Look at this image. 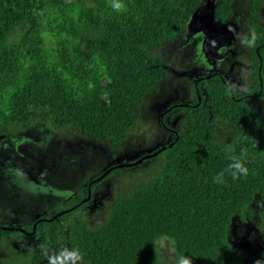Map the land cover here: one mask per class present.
<instances>
[{"label": "trees", "instance_id": "16d2710c", "mask_svg": "<svg viewBox=\"0 0 264 264\" xmlns=\"http://www.w3.org/2000/svg\"><path fill=\"white\" fill-rule=\"evenodd\" d=\"M199 1L115 0L123 5L117 11L113 0H0V136L15 125L44 121L108 140L117 151L139 117L143 96L154 93L165 76L151 52L183 32ZM232 3L218 0L215 22L229 21ZM248 3V34L255 32L257 39L252 47L242 45L252 65L247 91L237 93L214 72L194 83L192 101L171 107L187 113L180 132L161 116L172 138L157 176L122 195L102 226L72 222L68 242L83 254L82 262L161 264L153 246L166 236L192 264H234L227 241L231 219L254 195L264 202V161H246L249 174L239 180L212 181L230 163L229 155L264 154V122L246 105L264 95V26L260 1ZM203 84L209 102L220 104L219 111L252 138L240 141L235 154L215 142L211 110L202 104ZM73 206L59 210L55 219L47 216L13 230L0 227V236L20 230L56 234L60 218L78 210Z\"/></svg>", "mask_w": 264, "mask_h": 264}, {"label": "rangeland", "instance_id": "374dc122", "mask_svg": "<svg viewBox=\"0 0 264 264\" xmlns=\"http://www.w3.org/2000/svg\"><path fill=\"white\" fill-rule=\"evenodd\" d=\"M259 1L264 26V0ZM217 2L200 0L183 32L153 49L151 56L163 64L165 76L154 93L143 96L139 117L117 151L108 140L96 141L77 128H58L44 121L27 127L15 125L0 136V227L18 229L47 216L55 218L61 209L78 208L60 218L61 230L56 234L48 229L38 236L22 230L0 236V264H49L37 245L44 244L49 255L70 249L68 232L75 219L90 227L102 226L122 195L156 177L165 159L164 146L172 138L161 116L180 132L187 113L171 107L193 100L197 80L218 72L237 93L247 91L252 65L237 34H248V0H233V16L224 24L213 18ZM207 86L203 84L202 104L211 110L215 142L235 154L240 141L252 138L219 111L220 104L209 102ZM246 105L264 122V95L248 99ZM244 155L246 161H264V154ZM111 168L116 171L109 173ZM90 182L96 185L87 197ZM263 209L264 202L256 194L232 217L227 241L234 264L264 260ZM153 251L159 263L179 264L170 238L156 239Z\"/></svg>", "mask_w": 264, "mask_h": 264}, {"label": "clouds", "instance_id": "9594fccd", "mask_svg": "<svg viewBox=\"0 0 264 264\" xmlns=\"http://www.w3.org/2000/svg\"><path fill=\"white\" fill-rule=\"evenodd\" d=\"M112 7L120 11L123 8L122 4L115 3L113 0ZM238 38L241 40L242 45L246 47H252L255 45L257 36L255 32H250L249 34H237ZM230 163L228 166L216 173L212 177L213 183L217 185H226L227 179L239 180L241 177H246L249 174V169L247 167V162L243 151L240 155H229L228 157ZM37 247L41 252L49 258V264H81L83 260V254L79 249H69L67 247L62 248L51 255L44 244H39ZM179 264H192L190 258L181 256L179 258ZM254 264H264V260H256Z\"/></svg>", "mask_w": 264, "mask_h": 264}, {"label": "water", "instance_id": "95a60500", "mask_svg": "<svg viewBox=\"0 0 264 264\" xmlns=\"http://www.w3.org/2000/svg\"><path fill=\"white\" fill-rule=\"evenodd\" d=\"M164 148H165V147H164ZM159 151H161V149H159L157 152L153 153L152 155L157 154ZM139 161H140V160H139ZM139 161H137V162H139ZM111 169H112V168H111ZM111 169H110V170H111ZM102 176H103V175H102ZM102 176H101V177H102ZM101 177H99L97 180H99ZM91 184H92V182H90V183H89V186H88V196H87V197H89V195H90V188H89V187H90ZM62 212H66V211H62ZM53 218H54V217H53ZM22 231H23V230H22Z\"/></svg>", "mask_w": 264, "mask_h": 264}, {"label": "flooded vegetation", "instance_id": "af4514ba", "mask_svg": "<svg viewBox=\"0 0 264 264\" xmlns=\"http://www.w3.org/2000/svg\"><path fill=\"white\" fill-rule=\"evenodd\" d=\"M90 192H91V191H90ZM74 207H76V206H73L72 208H74ZM69 210H70V208H69L68 210H65V211L67 212V211H69ZM61 213H63V212H61ZM56 217H57V215H56ZM56 217H55V218H56ZM55 218L52 217V219H55ZM4 228H5V227H4Z\"/></svg>", "mask_w": 264, "mask_h": 264}]
</instances>
